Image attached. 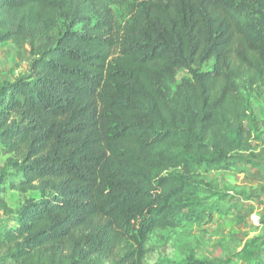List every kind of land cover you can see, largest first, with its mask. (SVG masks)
<instances>
[{
  "label": "trees",
  "instance_id": "trees-1",
  "mask_svg": "<svg viewBox=\"0 0 264 264\" xmlns=\"http://www.w3.org/2000/svg\"><path fill=\"white\" fill-rule=\"evenodd\" d=\"M128 1L0 0L30 61L0 88V264H146L150 232L230 213L211 172L263 165L264 0H146L122 27Z\"/></svg>",
  "mask_w": 264,
  "mask_h": 264
},
{
  "label": "rangeland",
  "instance_id": "rangeland-1",
  "mask_svg": "<svg viewBox=\"0 0 264 264\" xmlns=\"http://www.w3.org/2000/svg\"><path fill=\"white\" fill-rule=\"evenodd\" d=\"M146 0H131L125 5L114 6L119 24L122 27L136 26L140 12L145 8ZM28 55L21 61L11 44L0 46V74L11 71V79L26 77L30 72ZM212 64L205 70L212 69ZM8 74V73H5ZM191 79L188 72H181L177 80ZM258 117L260 141L255 138V152L263 167L249 173L234 171L211 172L208 181L215 188L230 193L229 204H223V210L229 205L231 211L226 216L215 215L204 225H185L176 230H154L144 242L146 264H187L192 261H205L209 264H258L256 258L264 264V96L252 93L250 98ZM6 156L0 153V167ZM10 206L17 209L25 199L38 198V193H29L26 197L7 191L1 195ZM263 217V220H262ZM258 219L259 226L257 224ZM261 222V223H260ZM263 223V224H262ZM6 218L0 219V226H14ZM1 228V227H0Z\"/></svg>",
  "mask_w": 264,
  "mask_h": 264
},
{
  "label": "crops",
  "instance_id": "crops-1",
  "mask_svg": "<svg viewBox=\"0 0 264 264\" xmlns=\"http://www.w3.org/2000/svg\"><path fill=\"white\" fill-rule=\"evenodd\" d=\"M6 44H11L10 42L9 43H6ZM5 45V44H3ZM12 45V44H11ZM1 46V45H0ZM11 71H8V72H3L2 74H0V88L2 87V85L6 82H13L15 80H10L11 79V74H10ZM5 73H8V74H5ZM263 167V165H262ZM260 167V168H262ZM255 170V169H254ZM251 172V171H250ZM262 220H263V217H262ZM259 221H261L260 219H258L257 221V224L259 226ZM261 223V222H260ZM263 224V223H262ZM264 225V224H263Z\"/></svg>",
  "mask_w": 264,
  "mask_h": 264
}]
</instances>
